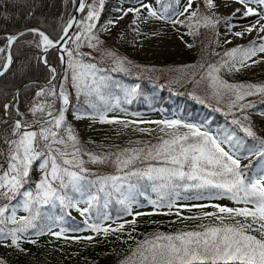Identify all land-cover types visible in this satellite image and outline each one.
Instances as JSON below:
<instances>
[{
  "label": "snow or ice",
  "instance_id": "6c2138e0",
  "mask_svg": "<svg viewBox=\"0 0 264 264\" xmlns=\"http://www.w3.org/2000/svg\"><path fill=\"white\" fill-rule=\"evenodd\" d=\"M194 0H186L183 11L177 13L180 16L189 13ZM209 9H215L217 5L214 0H203ZM243 6L235 9L233 15L239 13L242 17L256 16L258 19L248 25L243 31H237L235 36L243 38L245 34L253 31L258 33V40L249 43L248 46H238L224 53L227 60H222L219 64L209 65L207 78L211 81L217 95L230 92L234 96L230 107H239L244 121L234 119L233 124L238 125L241 131L253 140L258 142L254 149H248L243 155L238 154L243 147V140L234 135H227L224 140L218 139L206 131H201L199 127L192 124L183 125L189 131L184 134L176 132L166 133L167 139L161 137L160 143L144 148L126 149L115 154L112 161L119 172H123L130 166H134L136 161H159L160 167L148 166L143 169L137 168L127 172L126 175H111L99 177L95 181L89 180L85 173L88 169L84 167L85 161L81 159L79 140L71 126L67 125L65 109L70 103L69 93L65 85L76 89L77 93L86 96L96 95L101 100L104 99L103 89L107 87L108 77L101 75L107 69L101 68L95 62L85 63L83 59H76L74 51L67 48L69 40L75 42V49L81 47V40L88 43V47L97 50L100 44L94 29L99 20L100 11L103 8L104 0H96L95 3L87 4L86 0H80L77 5V12L85 13L84 19L78 20L71 17L63 26L62 35L54 40L43 31L31 29L39 37L35 43L37 48H43L47 53L49 49L55 48L58 51L63 49L67 53L65 61L66 68L70 70V75L66 72L61 78L63 83L57 91L56 80L57 69L48 64L46 56L39 59L44 63L50 72L49 84L46 89H41L36 93L39 97H52L51 103L45 100L43 103L35 101L28 112L34 117L33 120L25 119V113L18 107L19 92L17 91L12 100L2 106L3 117L10 115L9 109H13L19 119L12 122L11 137L0 136V142L7 145L6 151H0V200L11 202L17 201L10 209V203L0 204V244L5 247H15L21 252L25 249L21 242L33 243L36 241L28 236L30 230L36 236L48 234L57 238L64 236L66 229L61 228L59 232L52 231V224L38 223L45 215L41 209L45 206L56 207L57 203L63 209L77 208L82 216H87L91 208L101 199L100 194L106 199L116 198V202L123 206L127 214L132 215V202L134 185L129 183L130 177L139 179L146 178L149 181H158L159 188L175 189L183 186L185 191L196 190V194L190 199L218 200L227 198L233 201L236 207L221 206L219 204L197 205V207H211L214 212H205L202 217H186L185 219H207L213 218L211 224H201L199 230L180 231L174 234L157 233L151 239H146L137 243L136 249L128 257L125 264H264V167L258 176H249L246 169L250 165L242 167V160L252 156L264 158V138L257 136L251 123V112L257 107L252 101L244 102L247 97L260 95L264 97V84H240L232 85L224 81L218 75L221 69L227 71H240L242 68L251 67L257 63H264V12H258L249 5L248 0H236ZM259 4H264V0H258ZM142 8L148 10L149 17L156 20L170 22L173 25L183 23L177 19H171L167 10L158 12L148 4H142ZM141 8L128 9L125 12H135L139 15ZM198 9L189 13V19L195 18ZM215 15V13H213ZM218 21L209 16H202L197 21V27L202 23L204 27L215 26ZM74 27H78V34L71 35ZM191 27V26H190ZM21 32L15 36H8L7 49L23 36ZM189 35L193 33L189 31ZM95 41V43H92ZM231 43V41H226ZM30 45L33 42H28ZM188 47H192L188 44ZM0 48V54L6 53V60L0 65V77L4 76L8 68L13 63L10 50ZM105 55L113 58L115 67L113 71H125V59L117 56L114 52H105ZM91 59V53L85 54ZM251 61V64H249ZM26 65H21L18 69L25 72ZM138 90L131 89L128 96H132ZM62 99L64 108L54 110L55 100ZM130 103L131 100H128ZM264 103V100L261 101ZM95 108V105H92ZM110 106L105 109H96V115L92 119L98 120L101 124L125 123L126 126L132 122H123L109 119L106 115L110 111ZM37 114H40L37 118ZM264 116V111L257 113ZM77 118H81L77 116ZM163 125L164 129H176L181 125L179 120L151 121ZM64 128L67 140H65L58 129ZM141 131H145L141 129ZM235 141L233 147L236 152H230L222 145ZM71 142L72 151H62L54 148L53 145H63L68 147ZM90 163H104L112 159L110 155H97L87 153ZM40 161L39 169L43 173L41 179L36 184L34 190L25 188L30 178L32 165ZM264 163V162H262ZM177 181L186 182L183 185ZM95 188V191H93ZM73 194L81 197L87 196L86 200H77ZM178 196L179 193H176ZM163 201V203H162ZM84 203L86 207L80 209L78 205ZM150 203L157 208L167 207L172 209L175 201L167 199L165 195L160 196V200H152ZM242 205V206H241ZM106 206V205H105ZM23 208L28 213L26 216H17V209ZM10 211V215L8 214ZM144 213H135L143 215ZM170 214V213H165ZM70 215V213H69ZM176 215L179 216L177 212ZM242 218V219H239ZM62 219V218H61ZM99 219V217H98ZM104 219H111L105 217ZM55 221L53 220V224ZM128 223L135 224V220ZM11 224L13 227L8 228ZM87 229L96 234L103 233L107 236L110 232L123 231L125 224H119L117 228L103 226V223H88L85 220ZM80 229H76L79 231ZM129 235H131L129 233ZM91 241L92 236L84 237ZM0 264L5 261L0 259Z\"/></svg>",
  "mask_w": 264,
  "mask_h": 264
},
{
  "label": "trees",
  "instance_id": "16d2710c",
  "mask_svg": "<svg viewBox=\"0 0 264 264\" xmlns=\"http://www.w3.org/2000/svg\"><path fill=\"white\" fill-rule=\"evenodd\" d=\"M258 1V0H255ZM75 0H0V48L6 49L7 35L16 33L25 28L35 27L45 32L52 39H57L62 33L63 26L70 17L73 10ZM96 0H86L87 4L95 3ZM112 0H104L103 8L100 11L99 20L96 22V28L94 29L96 36L99 38L100 44L97 50H93L88 47V43L81 40V47L76 50L75 42L69 40L67 48L74 51L76 59H83L85 63L95 62L99 67L107 69V71L101 73V75L107 76V87L103 89L104 99L96 95L86 96L82 93L78 94L76 89L65 85L67 92L69 93L70 103L65 109V117L67 125L73 128L72 124L67 121L68 117L72 113H78L82 115H96V109L110 108L126 109L131 112L156 109L164 117H172L183 123H197L203 125L205 128L214 127L215 134L218 139L224 140L229 134L236 136L243 140V147L238 153L243 155L248 149H254L258 146V142L250 137H247L240 129L238 125L232 123L234 119H240L242 123L247 124L248 121L243 120V116L246 113H242L239 108L232 107L228 109L223 105H219L212 99L208 101H202L192 96L189 92L191 90L190 85L185 80H178L171 74L162 73L160 68L156 64H143L138 61H132L125 57L127 64L131 65V68L125 71H113L115 67L114 60H108L105 58V52L114 45V39L109 35H100L97 28L105 23L109 17V6ZM262 10L264 12V4ZM159 11L167 10V14L171 16L177 11L176 0H157L156 4ZM198 9L197 16L184 19V23L188 28V33L191 31L193 34L189 35L197 50L196 60L192 64H196L193 74L195 78H200L202 74L197 73L201 71L206 65L217 64L222 59L226 58L223 54L228 48L218 49L219 32L224 27L226 17H215L209 13V10L205 6L203 0L196 2L195 10ZM88 8L86 6L85 13H80L79 20L84 19ZM127 24L130 18L134 15L132 12H127L125 15ZM202 16H209L213 20L218 21L215 26L204 27L202 23L197 27V21ZM124 17L120 19L123 21ZM191 26V27H190ZM80 29L75 27L74 33L78 34ZM39 41V37L33 32H26L23 36H19V39L10 48L13 63L5 72L4 76L0 77V119L3 118L2 106L4 103L12 100L14 96V90L21 86L18 90V107L21 112L25 113V119L33 120L34 117L28 112V108L35 102L39 101L43 103L47 100L51 103L52 97H39L36 95L41 89H46L49 84L50 72L48 67L40 62L39 56L42 52V47L37 48L35 43ZM28 42H33L31 45ZM251 41L246 43L248 45ZM95 43V41H92ZM244 46V45H243ZM64 52L65 61L67 60V53ZM91 53L90 58L85 55ZM223 55V56H222ZM48 60V64L57 69L56 80L53 82L55 85L60 80V85L63 83L62 76L67 72L70 75V70L66 68V63L62 64L59 58L58 52L53 49H49L44 54ZM125 56V55H124ZM6 60V53L0 54V65H3ZM21 65H26L25 72L18 71ZM175 78V79H174ZM190 80V78L188 79ZM38 81V82H34ZM199 81V80H198ZM260 81L242 80L240 84H258ZM59 85V87H60ZM138 90L134 95L128 96V92L136 88ZM231 99L234 96L230 94ZM128 100H131L129 103ZM264 97L255 95L247 97L244 102L252 101L257 104V107L252 110H246L251 112V123L254 128L258 127L260 130L264 127V118H262L259 112L264 111V103L261 101ZM232 103V102H231ZM95 105V108L92 107ZM61 107L60 99L55 100L54 110H58ZM230 107V106H229ZM110 111L106 112L108 115ZM10 115L6 118V121L0 126V136L7 135L11 137L12 122L19 119L13 109H9ZM40 114H37V118ZM63 129L57 131L63 134ZM257 136L264 138V134L256 132ZM76 134V133H75ZM184 134V133H183ZM63 137V136H62ZM79 148L81 150V159L85 161L84 167L88 169L85 175L89 180L95 181L99 177L111 176V175H126L129 171H134L137 168L143 169L148 166H164L159 161H136L134 166H130L123 172L117 170V166L112 162L115 160V154L126 150L144 148L146 145H156L160 143V138H169L166 134L162 135H148L143 139L136 142H120L111 145L108 149L103 151H97L86 146V138L78 136ZM65 139V138H64ZM67 140V139H65ZM235 141L226 143L227 147L236 152L237 149L233 147ZM54 148H60L62 151H72L71 142H68V147L63 145H53ZM7 145L0 142V151H6ZM87 153H95L97 155H110L111 160L104 163H90ZM264 158H258L256 156L249 158L245 165H250L246 169L249 176H258L261 174V169L264 167ZM0 163H3V159L0 158ZM40 161H36L32 167L38 166ZM243 167V166H242ZM129 183L135 187L133 189V195L136 202H144L143 193H148L150 187L154 188V196L152 200H160L161 195H165L167 199L175 197L176 193L195 195L196 190L185 191L183 186L175 189L159 188L158 181H149L146 178L139 179L136 177H130ZM177 184L183 185L186 182L177 181ZM25 186L31 187L33 190L32 179L29 178L28 184ZM95 191V188H93ZM77 200H83L87 196L81 197L79 194H73ZM101 199L94 205L89 214L90 223H101L105 217H111L110 221L116 216H130V219L125 222H108L105 227L117 228L119 224H125L123 231L110 232L107 236L103 233L96 234L95 241L92 243H79L76 239V235L65 234L63 239H54V235L45 232L44 235L36 236L32 230L29 231L28 236L36 241L35 244L23 242L22 247L24 252L2 253L0 252V259L5 261V264H33L31 260L27 258L30 254L38 259V263L35 264H125L128 257L136 249L137 243L146 239H151L157 233L174 234L180 231L199 230L201 224L213 223V218L207 219H185L186 217H202L205 212H214L216 209L211 207L201 208L197 206H182L177 208L168 209L162 207L160 211L161 216L153 214V210H144L140 213L143 215H129L124 210L123 206L116 202V198L106 199L103 193L100 194ZM13 200L11 202H15ZM10 203L8 201L0 200V204ZM163 203V201H162ZM209 204H219L221 206L236 207L237 205L227 199L226 202H214ZM106 205V206H105ZM208 205V204H205ZM242 206V205H241ZM72 210L63 209L58 203L56 207L50 205L41 209L45 215L38 223L52 224V231L59 232L61 228L66 229L67 232L77 233L83 228H86V224L83 220L77 218L72 214ZM179 213V216L176 213ZM70 213V215H69ZM170 213V214H165ZM99 217V219H98ZM62 218V219H61ZM242 219V218H239ZM53 220L55 223L53 224ZM135 220V224L128 223ZM56 225L57 228H54ZM8 228L13 225L8 224ZM76 229H80L76 231ZM129 233L131 235H129ZM52 243V249L60 254L59 258H54L48 262H42L40 260V252L43 248ZM80 245V247H78ZM76 257H81L80 263L76 261Z\"/></svg>",
  "mask_w": 264,
  "mask_h": 264
},
{
  "label": "rangeland",
  "instance_id": "374dc122",
  "mask_svg": "<svg viewBox=\"0 0 264 264\" xmlns=\"http://www.w3.org/2000/svg\"><path fill=\"white\" fill-rule=\"evenodd\" d=\"M197 1L198 0H194L192 9L189 10V13L192 10H195ZM248 2L249 5L255 8L258 12H263L261 4H259L258 1L248 0ZM214 3L217 5V7L212 10L207 8L209 13L211 15L215 13V15H213L215 17L227 16L224 22V27L219 32L218 49L227 47L235 48L245 45L249 40H258V33L255 31H253L251 34H245L243 38L234 35L235 32L243 31L248 25L254 23L258 17H242L239 13L234 16L233 13L235 9L240 8L243 11V6L237 3L236 0H214ZM142 4L151 5L158 12H160L156 6L157 0H112L111 5L109 6L110 10L107 21L97 28L100 35H109L115 41L114 45L109 48L107 52H114L121 58L125 59V57H127L132 61H138L143 64H156L162 73L166 72L178 80H185L188 86L190 85L191 87V90H189L190 94L195 98H198L202 101H208L209 99H212L217 104L223 105L224 107L228 106L226 108L231 109L232 107L229 106L232 102L230 97V94L232 93L224 92L221 95H217L211 85V81L206 76L210 64L206 65L201 71L197 72L202 74L200 78H195V76L192 75L196 66V64H192V62L196 60L197 50L192 38L188 34V28L183 21L189 17V13H185L183 16L177 14L180 11H183L186 0H176L177 11L170 17L171 19H177L183 22L176 25H173L170 22L156 20L155 18L149 17L148 10L146 8H142ZM135 8H141L139 15L137 16L135 12H132V14L135 16L134 19L133 17L128 19L131 21L125 24L124 20L127 18L126 16H123V12L127 11L128 9ZM122 17H124V19L123 21H120ZM261 23H264V21H261ZM226 41H231V43H227ZM188 44H191L192 47H188ZM228 50H231V48H228L226 51ZM105 58L108 60L113 59L107 55H105ZM222 60H227V57ZM221 61H219L217 64H219ZM249 64H251V61H249ZM124 67L129 69L131 68V65L125 63ZM218 75L221 79L232 85H239L242 80H253V82L260 81L258 84H264V63H257L251 67L242 68L240 71L229 72L226 69H221V72ZM189 78L190 80H188ZM77 116H80L81 118L78 119ZM107 117L113 120L132 123L127 124V126L125 123L101 124L98 122V120L94 121L90 115H82L78 113L70 114L67 121L72 124V129L76 135L86 138V146L97 151H103L108 149L111 145L120 142H136L152 134L162 135L171 132H176L179 134L187 133L189 130L183 126L185 124L195 125L199 127L201 131H206L211 135L216 136L214 127L209 126L205 128L204 126H200L197 123L189 122H181V125L176 129H164L161 131L163 125L151 123V121H170L176 119L172 117H164L156 109L131 112L126 109L112 108ZM261 117L264 118V116ZM141 129H144L145 131H141ZM253 129L255 132H258L261 135L264 134V127H262L260 130L258 127H253ZM62 136L63 138L67 139L65 129H63ZM222 146L225 147L227 151L232 152L227 147L226 143H224ZM247 160L248 159L242 160V166L246 164ZM42 175L43 173L38 166L32 167L30 178L32 179L34 189L36 188V184L39 182ZM25 188L31 190V187L25 186ZM150 194H154V189H151ZM192 196L193 195L188 194H179L178 196L175 195L173 198L175 201V206L173 208L227 201V198L218 200L190 199ZM20 199L21 198L18 197L15 202H10V209L12 206H15L17 201ZM86 199L87 198L83 200ZM78 207L83 209L86 207V205L84 203H80ZM151 209L153 210V214L156 216H161L160 211H158L160 208L154 207L149 201L142 204L132 203L133 214L139 213L143 210ZM8 214L10 215V211ZM16 214L18 217L28 215V213L23 211L22 207L17 209ZM72 214L84 222L87 220V222L90 223L88 216H82L81 212L77 208L72 211ZM129 219L130 216L122 215L114 217L112 221L109 219H104L101 223H103V226H105L108 222H125ZM54 228H57L56 225H54ZM65 234L76 235L75 240H77L79 243H92V241H95L96 239L94 233L87 229V227L83 228L77 233L65 231ZM65 234L60 238H57L54 235V239H63L66 236ZM88 236H92L93 239L91 241L83 239L84 237ZM22 243L23 242H21V245ZM52 245V243L47 244L43 248L42 252L39 253L40 260L42 262H48L54 258H59L60 254L52 249ZM78 247H80V245ZM13 250L16 253L21 252L15 247H5L3 244H0V252L2 253H10ZM27 258H29L31 260L30 262L33 264L38 263V259L35 258V256L33 257L29 254ZM76 261L80 263L81 257H76Z\"/></svg>",
  "mask_w": 264,
  "mask_h": 264
},
{
  "label": "water",
  "instance_id": "95a60500",
  "mask_svg": "<svg viewBox=\"0 0 264 264\" xmlns=\"http://www.w3.org/2000/svg\"><path fill=\"white\" fill-rule=\"evenodd\" d=\"M79 2H80V0H75V2H74V6H73V10H72V12H71V15H70V18L71 17H76L77 19H78V17H79V15H80V13L79 12H77V5L79 4ZM69 18V19H70ZM68 19V20H69ZM75 28V27H74ZM74 28L71 30V32H70V34L72 35L73 34V32H74ZM31 29H37V28H32V27H29V28H25V29H22V30H20V31H17L16 33H14V34H11V35H8V36H15V35H18L19 33H21V32H24V33H26V32H30L29 30H31ZM37 30H39V29H37ZM39 31H41V30H39ZM45 33V32H44ZM46 34V33H45ZM61 35H62V33H61ZM60 35V36H61ZM7 36V37H8ZM59 36V37H60ZM58 37V38H59ZM51 38V37H50ZM57 38V39H58ZM57 39H55V40H57ZM7 41V40H6ZM6 49H7V45H6ZM53 50H56L57 52H58V55H59V58H60V56L61 55H63L64 56V54H63V49H61V50H57V49H55V48H52ZM7 50H10V49H7ZM44 52H43V48H42V52L40 53V56L39 57H41V56H44ZM40 60V59H39ZM61 60V59H60ZM40 62H41V60H40ZM61 63L62 64H64V61H62L61 60ZM44 64V63H43ZM50 65V64H49ZM34 82H38V81H34ZM21 86H19V87H17L15 90H14V94L19 90V88H20ZM58 87H59V82H57V90L59 91V89H58ZM61 108H64V106H63V102H62V106H61ZM6 119L7 118H5V117H3L2 119H0V126H1V124H3L5 121H6Z\"/></svg>",
  "mask_w": 264,
  "mask_h": 264
}]
</instances>
